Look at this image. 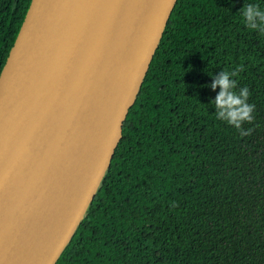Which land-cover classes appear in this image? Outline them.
Masks as SVG:
<instances>
[{
	"label": "trees",
	"instance_id": "trees-1",
	"mask_svg": "<svg viewBox=\"0 0 264 264\" xmlns=\"http://www.w3.org/2000/svg\"><path fill=\"white\" fill-rule=\"evenodd\" d=\"M32 0H0V75ZM247 4L177 0L101 184L55 264H264V32ZM240 67L253 119L207 87Z\"/></svg>",
	"mask_w": 264,
	"mask_h": 264
},
{
	"label": "water",
	"instance_id": "water-1",
	"mask_svg": "<svg viewBox=\"0 0 264 264\" xmlns=\"http://www.w3.org/2000/svg\"><path fill=\"white\" fill-rule=\"evenodd\" d=\"M176 1L32 0L0 75V264L57 262Z\"/></svg>",
	"mask_w": 264,
	"mask_h": 264
},
{
	"label": "clouds",
	"instance_id": "clouds-1",
	"mask_svg": "<svg viewBox=\"0 0 264 264\" xmlns=\"http://www.w3.org/2000/svg\"><path fill=\"white\" fill-rule=\"evenodd\" d=\"M242 16L246 27L264 32V9L255 4H247L242 10ZM240 70L242 69L237 67L233 70H222L218 76L212 74L213 78L207 87H211L213 91L217 87L220 89L210 101L217 110L216 118L236 128L244 136L251 129L245 131L242 125L252 121L255 105L249 103V88L237 86L235 77Z\"/></svg>",
	"mask_w": 264,
	"mask_h": 264
},
{
	"label": "bare ground",
	"instance_id": "bare-ground-1",
	"mask_svg": "<svg viewBox=\"0 0 264 264\" xmlns=\"http://www.w3.org/2000/svg\"><path fill=\"white\" fill-rule=\"evenodd\" d=\"M69 202H70L69 199L67 197H64V199L62 200L60 205H62V207H65V206H67V203H69Z\"/></svg>",
	"mask_w": 264,
	"mask_h": 264
}]
</instances>
